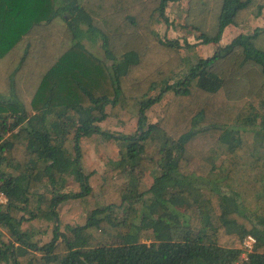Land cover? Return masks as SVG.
<instances>
[{
	"label": "trees",
	"instance_id": "trees-1",
	"mask_svg": "<svg viewBox=\"0 0 264 264\" xmlns=\"http://www.w3.org/2000/svg\"><path fill=\"white\" fill-rule=\"evenodd\" d=\"M181 1L0 0V264H264V0H186L194 44L156 30ZM93 135L119 150L98 191ZM70 201L88 217L62 231Z\"/></svg>",
	"mask_w": 264,
	"mask_h": 264
},
{
	"label": "rangeland",
	"instance_id": "rangeland-1",
	"mask_svg": "<svg viewBox=\"0 0 264 264\" xmlns=\"http://www.w3.org/2000/svg\"><path fill=\"white\" fill-rule=\"evenodd\" d=\"M185 9L186 0H182L178 3H170L167 10V15L170 18L171 25L162 23L156 27V30L162 37L167 36L170 39H179L181 40V42L183 41V38H187L192 44L197 42L193 37H187V33L185 32V30L179 27V25L182 24L181 21H183ZM262 24L263 21L256 22L255 20H252L245 23L241 27H230L225 31L224 39L222 40L221 45L230 43V41L238 35L244 32L251 31L252 29H255V27H258V25ZM88 48H91L98 56L102 58L104 57L101 52L100 44L94 46L88 45ZM217 48L218 46L213 45H200L194 48V50H192L191 52H188V54H191L195 59H197L198 57L208 58L211 57L215 53V51H217ZM166 102L167 99L164 103ZM161 109V106H157L156 109L149 112L150 122L155 123L158 121V114L159 112H161ZM102 127L106 131H110L113 134L118 133L128 135L135 134L138 129L137 120H133L129 124H119L117 123V121L110 119V121H107L105 125H102ZM83 152L84 168L89 173L95 172V175L91 178V185L95 190L98 191L99 184L102 181L103 175L112 168L111 163L119 159V150L114 144H110L108 142L102 143L100 137L93 135L84 139ZM77 189L78 185L75 183V181L70 180V183L68 184V191ZM87 217L88 213H85L83 211V208L79 205V202L70 201L68 203H65L60 209L62 231L65 230L66 226L76 227L78 225L85 224ZM30 225L37 231L48 229L49 234L40 239L42 244L47 243L52 239L53 228H48L47 223L35 221L25 223L23 227L24 229H27L31 227Z\"/></svg>",
	"mask_w": 264,
	"mask_h": 264
},
{
	"label": "built area",
	"instance_id": "built-area-1",
	"mask_svg": "<svg viewBox=\"0 0 264 264\" xmlns=\"http://www.w3.org/2000/svg\"><path fill=\"white\" fill-rule=\"evenodd\" d=\"M8 203V197L6 193L2 190L0 184V207ZM256 240L252 236H248L244 241V250L246 251L244 254V258L252 251Z\"/></svg>",
	"mask_w": 264,
	"mask_h": 264
}]
</instances>
